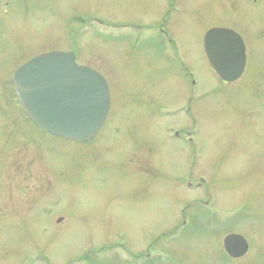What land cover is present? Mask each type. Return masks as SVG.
<instances>
[{
    "label": "rangeland",
    "instance_id": "374dc122",
    "mask_svg": "<svg viewBox=\"0 0 264 264\" xmlns=\"http://www.w3.org/2000/svg\"><path fill=\"white\" fill-rule=\"evenodd\" d=\"M179 1L166 16L163 0H0V264H264V56L229 98L200 46L217 5ZM50 52L108 83L89 143L16 105L14 73ZM245 117L255 129L235 128ZM230 234L244 258L225 253Z\"/></svg>",
    "mask_w": 264,
    "mask_h": 264
},
{
    "label": "water",
    "instance_id": "95a60500",
    "mask_svg": "<svg viewBox=\"0 0 264 264\" xmlns=\"http://www.w3.org/2000/svg\"><path fill=\"white\" fill-rule=\"evenodd\" d=\"M226 34L210 31L206 36L207 55L217 73L228 82L237 80L244 69V58L232 56L220 61L213 53L212 40ZM240 65L236 71L223 70L221 64ZM235 68V67H233ZM16 97L32 122L42 131L59 138L85 144L101 131L111 106L106 79L95 70L76 63L73 53L50 52L34 57L13 75ZM223 246L233 260L245 257L247 240L238 234L228 235Z\"/></svg>",
    "mask_w": 264,
    "mask_h": 264
},
{
    "label": "flooded vegetation",
    "instance_id": "af4514ba",
    "mask_svg": "<svg viewBox=\"0 0 264 264\" xmlns=\"http://www.w3.org/2000/svg\"><path fill=\"white\" fill-rule=\"evenodd\" d=\"M217 1L218 3L216 2V0H214L218 9L214 10L210 16H206V17L214 20V24L217 22L218 25L213 26L210 30H207L204 33V36L200 41V46L202 47V52H204V54L208 58L207 48H206L207 34L213 30L226 31V34H223L222 36L216 37L214 40H212V45H211L212 51L218 57L221 56L222 59L220 61H223L224 63L225 61H229L230 57L232 56L243 57L245 63H244V69L242 75L237 80L228 82L225 81L217 73V71L214 69L211 63L210 65L211 68L214 70L215 74L217 75L218 79L221 81L220 83L223 84V87H225L224 92H227L229 98L236 99L241 96L242 93L241 90L245 86L243 80L249 66V59L255 56L256 57L264 56V0H217ZM163 3L165 5L163 9L165 10L166 8L167 10L166 16L170 15L171 11L179 14L182 13V9L179 6L180 4L179 0H163ZM199 11L201 13L202 9H200ZM156 29H157L156 27L153 28V30ZM158 31L160 36L162 37V40L166 41L171 47L172 51L175 52L174 50L176 47L175 42L171 39L170 33L167 32V30L165 29V25L163 24L162 26H160L158 28ZM152 34L156 35L157 33H152ZM151 41L155 43L154 39H152ZM224 63L221 64V67L223 70L226 71H232V69L233 71H236L237 70L236 67L240 65V61H238V65L237 64L225 65ZM186 75L187 77L191 76L189 75V73H186ZM258 93H260V91ZM255 97L261 100L260 95L258 96L255 95ZM14 99L17 107L19 108V111L23 116V119L24 118L25 120L28 119V116L22 109L16 95ZM243 110H245L247 114L250 115V117L253 114H255L251 110H246V108H243ZM245 119H246L245 122L238 121L235 124V128H240L241 127L240 125L242 124L243 125L249 124L252 126L256 125L253 121L250 124L248 122L249 120L246 117ZM255 128L256 126H253V129ZM200 181L201 183L196 184L197 186L195 188L193 186V180H188V186L190 188H195V189L202 188L204 179L200 177Z\"/></svg>",
    "mask_w": 264,
    "mask_h": 264
},
{
    "label": "bare ground",
    "instance_id": "6f19581e",
    "mask_svg": "<svg viewBox=\"0 0 264 264\" xmlns=\"http://www.w3.org/2000/svg\"><path fill=\"white\" fill-rule=\"evenodd\" d=\"M99 135V134H98Z\"/></svg>",
    "mask_w": 264,
    "mask_h": 264
}]
</instances>
